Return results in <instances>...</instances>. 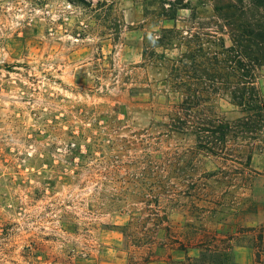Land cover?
I'll use <instances>...</instances> for the list:
<instances>
[{
  "label": "rangeland",
  "instance_id": "1",
  "mask_svg": "<svg viewBox=\"0 0 264 264\" xmlns=\"http://www.w3.org/2000/svg\"><path fill=\"white\" fill-rule=\"evenodd\" d=\"M165 2L0 0V264H171L180 244L186 264L204 247L208 264H264V136L249 168L174 139L150 173L154 116L171 109L143 53L192 14L169 20ZM212 16L199 9L206 33Z\"/></svg>",
  "mask_w": 264,
  "mask_h": 264
},
{
  "label": "trees",
  "instance_id": "2",
  "mask_svg": "<svg viewBox=\"0 0 264 264\" xmlns=\"http://www.w3.org/2000/svg\"><path fill=\"white\" fill-rule=\"evenodd\" d=\"M166 1L163 12L167 19L175 20V9L192 14L186 32L162 29L160 35L148 36L143 53L148 66L165 74L160 88L150 90L152 99L159 107L171 109L167 119L160 117L159 111L154 116L155 129L146 143L152 150L150 173L158 178V170H164V154L157 146L174 139L187 140L193 147L190 150L199 155H225L249 168L264 136V0ZM209 5L213 10L210 24L216 30L206 33L197 16L200 8ZM223 35L228 36L229 45ZM172 51L177 54L169 56ZM220 100L233 108L235 117L218 111L216 103ZM73 137L80 139L81 135ZM75 145L70 152L81 156ZM258 240L263 242L262 234ZM178 249L184 258L169 259L171 264L195 260L183 244ZM212 254L204 247L199 264H208ZM222 257L215 255L214 262L239 264Z\"/></svg>",
  "mask_w": 264,
  "mask_h": 264
},
{
  "label": "crops",
  "instance_id": "3",
  "mask_svg": "<svg viewBox=\"0 0 264 264\" xmlns=\"http://www.w3.org/2000/svg\"><path fill=\"white\" fill-rule=\"evenodd\" d=\"M248 263H249V261H248ZM243 264H245V263L243 262Z\"/></svg>",
  "mask_w": 264,
  "mask_h": 264
}]
</instances>
